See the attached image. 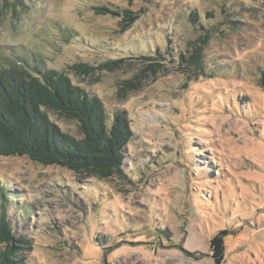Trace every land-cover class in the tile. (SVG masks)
<instances>
[{"label":"rangeland","instance_id":"1","mask_svg":"<svg viewBox=\"0 0 264 264\" xmlns=\"http://www.w3.org/2000/svg\"><path fill=\"white\" fill-rule=\"evenodd\" d=\"M24 59L97 98L108 125L123 110L133 134L126 178L0 156L23 264H215L220 230L216 264H264V0H0V66Z\"/></svg>","mask_w":264,"mask_h":264},{"label":"trees","instance_id":"2","mask_svg":"<svg viewBox=\"0 0 264 264\" xmlns=\"http://www.w3.org/2000/svg\"><path fill=\"white\" fill-rule=\"evenodd\" d=\"M134 18L131 11L124 12L125 21ZM191 19L197 21V14L192 13ZM205 37L202 35L200 39ZM192 44L193 55L189 60L198 54V62L200 47L195 42ZM180 57V62L184 61L183 55ZM24 60L22 65L0 66V156H27L44 165L59 164L89 176L115 174L126 178L124 150L133 133L125 112L115 111L108 125L97 98L72 85L63 73ZM48 110L78 121L82 137L76 139L62 132L50 121ZM6 195L2 193V198L8 201ZM226 233L220 230L209 239L215 264L223 260ZM30 247L27 237L15 233L3 207L0 264H23V254Z\"/></svg>","mask_w":264,"mask_h":264}]
</instances>
